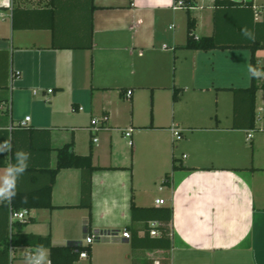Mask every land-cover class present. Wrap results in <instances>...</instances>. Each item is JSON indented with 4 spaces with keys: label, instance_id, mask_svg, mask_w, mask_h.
Listing matches in <instances>:
<instances>
[{
    "label": "crops",
    "instance_id": "1",
    "mask_svg": "<svg viewBox=\"0 0 264 264\" xmlns=\"http://www.w3.org/2000/svg\"><path fill=\"white\" fill-rule=\"evenodd\" d=\"M234 1L252 2L255 18L247 10L217 9L210 0L199 10L202 13H190L196 37L217 32L225 43L264 37L255 25L263 20L264 0ZM173 3L56 0L65 44H85L92 19L93 47L78 49L54 48L50 29L15 27V9L48 6L0 0V141L10 137L13 145L12 151L0 155V175L12 163V153L24 150L30 159L17 191H40L57 167L58 149L70 143L78 156L92 152V164L98 168L92 174L89 232L90 211L78 207L82 170L70 168L56 177L51 196L55 208L31 210L21 234L51 237L53 246L76 241L87 246V235L118 234L90 245L91 256L76 264H264V91L256 95V126L246 130L234 128V95L224 90L251 86V51L186 49L188 13L183 21L178 15L183 10L174 11ZM28 16L18 14L17 24ZM32 16L50 24L42 11ZM243 30L254 38L244 36ZM256 59L264 70V50ZM263 82L264 77L258 78L259 86ZM143 92L151 95V125L136 127L133 109ZM189 92L195 94L191 103L185 99ZM210 93L216 96L218 110L225 107L224 119L206 114ZM165 106L171 108V119L161 126L157 121ZM185 108L197 110L185 115ZM71 111L90 119L83 129L90 134L87 143L79 140V126L69 125ZM103 116L108 117L106 131L94 143L89 127ZM27 117L29 129L16 128ZM173 127L183 131L180 141ZM115 132L122 133L127 149L117 148ZM174 164L180 168L173 170ZM152 183L155 191L149 190ZM132 199L139 208L173 209L172 249H135L132 238H122L125 231L132 236L131 229L144 236V223L132 219ZM5 203L0 202V264H24L30 249L11 246L10 216L1 209Z\"/></svg>",
    "mask_w": 264,
    "mask_h": 264
},
{
    "label": "trees",
    "instance_id": "2",
    "mask_svg": "<svg viewBox=\"0 0 264 264\" xmlns=\"http://www.w3.org/2000/svg\"><path fill=\"white\" fill-rule=\"evenodd\" d=\"M214 7L217 9L233 10L242 9L247 10L255 18V12L253 11L252 2H238L234 0H214ZM95 8L93 7V11ZM42 11L44 14L49 15L50 24H41L37 21L35 16L36 13ZM14 13V24L16 28L19 29H41L47 28L53 32V47L54 48H78V49H92V19L90 20L89 35L86 38L85 44L81 43H68L63 42V37L60 36L58 22V11L56 8V0H52L48 5V8L43 10H22L15 9ZM28 14L27 21L23 24H17L16 19L18 14ZM188 22H187V44L186 49L194 51H213V50H228V49H246L251 51V66L257 68L256 53L259 50H264V37L263 35L255 41L252 42H240V43H225L221 41L218 33L212 37H201L198 38L195 35L196 21L191 17L189 11ZM263 20L261 22H256L261 30L262 34L264 32V7L262 9ZM39 19V18H38ZM218 20L216 19V28ZM87 33V32H86ZM261 69V68H260ZM264 91V82L261 86L258 84V78L251 77V86L246 89H224L231 91L234 95V128H244L246 130H253L256 126V95L259 90ZM174 101L178 100L177 91H174L173 95ZM20 129H29V127H16ZM72 144H67L64 147L58 149V161L57 167L50 171L51 180L47 187L44 189L32 192V193H22L16 190V196L9 204L1 206V209L9 214L11 211H21L28 210L29 212L33 209H54L52 205V190L56 182V177L58 173L63 169L78 168L82 170L81 179V203L79 208H85L90 211L88 231L92 224V174L98 168L94 167L92 164V152L88 156H78L72 151ZM15 162V155L12 153V163ZM175 163V161H174ZM174 164L173 170H177ZM132 219L133 222H143V232L144 236H139V230L131 229L132 231V247L135 249H147V250H170L173 247L172 242V222L174 211L172 208H139L136 206L134 199H132ZM27 222V221H26ZM26 222H15L12 225L13 232L9 231L7 238L11 242L12 247H24L31 250L36 249L37 246H43L48 248L50 251V260L52 264H76L80 260V255L83 252H87L89 256L92 253L91 246H85L82 242H69L65 246H53L51 237H36L27 236L21 234V229L26 224ZM151 222L158 223L155 230L159 233L157 237L151 236L150 227ZM10 226L8 223V230ZM17 232L15 233V231ZM88 234V233H87ZM155 262L144 261L143 264H154ZM164 264V263H161Z\"/></svg>",
    "mask_w": 264,
    "mask_h": 264
},
{
    "label": "rangeland",
    "instance_id": "3",
    "mask_svg": "<svg viewBox=\"0 0 264 264\" xmlns=\"http://www.w3.org/2000/svg\"><path fill=\"white\" fill-rule=\"evenodd\" d=\"M208 3V2H207ZM207 7V5H205V8ZM197 14L202 13L199 10L196 11ZM195 12V14H196ZM178 15L182 17L183 21H186L187 19V12L186 11H181L178 12ZM176 23V22H175ZM203 29H205V27L203 26ZM203 29L201 30V32H203ZM200 31L197 32V34H201ZM172 34V33H170ZM184 37V36H183ZM195 94H193L192 92H189L186 96L185 99H187V102L191 103L193 102V97ZM202 95V94H200ZM208 96H210V104L207 105L206 107V114H209L208 116L211 118H215L218 114L220 118H225V116L227 115V113L225 112V107H220V109L218 110L217 108V99L214 93H210V94H206V99H209ZM202 97V96H199ZM196 98V99H199ZM222 97V96H221ZM188 109L185 108L184 111H187ZM197 110V108H191V111ZM134 111V116H135V126L136 127H144V126H149L151 125V114L153 111V107H152V103H151V95L147 92H143V94L140 95L138 101H137V105L135 106V109H133ZM191 111H187L185 113V115H190L192 112ZM73 118L72 121L69 123L70 126H79V130L80 132H78L79 135V140L83 141L84 143H87L89 141L90 138V134L89 132L84 131L83 129H86L85 126L89 123L90 119H88V117L85 116L86 113H79L78 111H71ZM131 115V114H130ZM171 119V108L169 106H165L162 109V117H159V121H157V124H160L161 126H167L169 124V121ZM84 128H82V127ZM104 131L106 130H102L99 134H98V140H100L102 138V136L104 135ZM122 133L121 132H115L114 136H115V140L117 141V148L118 149H127L125 146V142L123 141L122 138ZM149 139V137H148ZM150 191H155L154 189V185L152 183L151 187L149 188ZM86 240V237H85ZM95 244V243H94Z\"/></svg>",
    "mask_w": 264,
    "mask_h": 264
},
{
    "label": "built area",
    "instance_id": "4",
    "mask_svg": "<svg viewBox=\"0 0 264 264\" xmlns=\"http://www.w3.org/2000/svg\"><path fill=\"white\" fill-rule=\"evenodd\" d=\"M27 1L30 2L31 5H35V6H48L52 0H27ZM209 1L210 0H174L172 9L174 11L183 10V11H189V12H192L195 10H203V9H205V5H207V2H209ZM2 15H3V13L0 10V16H2ZM49 92H52V90H50ZM127 94L130 96L132 94V92L129 91ZM79 111H83V108H79ZM29 121H30V117H27V118H25V120L19 122L17 124V127H21V128L27 127ZM107 122H108L107 116H103L99 119H93L91 121L89 131L95 136L93 138L94 143L98 142V134L104 129V126ZM171 130H172V133L174 134L176 140L180 141L182 139V132L183 131L178 129L177 127H173ZM132 131L133 130L130 129L126 133V137L130 138ZM249 137H252V135H249ZM159 204L163 205L164 201L163 200L159 201ZM29 215H30V212L28 210L11 211V213H10L11 225H13L15 222H26L29 219ZM157 226H158V223H156V222L150 223V227L152 228L150 234L152 237H157L159 235V233L155 230V228ZM121 236H122V238L128 239V240H130L132 238L130 232H128V231L123 232V234ZM116 237H118L117 233H98V234L87 235L86 240H85V244L87 246H90V245H92L98 241H102L104 239H109V238H116ZM32 251H34V250L30 249L28 251V253H30ZM80 258L81 259H88L89 255L87 252H83L80 255ZM51 264H52V262H51ZM154 264H161V262L155 261Z\"/></svg>",
    "mask_w": 264,
    "mask_h": 264
},
{
    "label": "clouds",
    "instance_id": "5",
    "mask_svg": "<svg viewBox=\"0 0 264 264\" xmlns=\"http://www.w3.org/2000/svg\"><path fill=\"white\" fill-rule=\"evenodd\" d=\"M243 35L249 39H253L252 34L243 30ZM248 72L252 78L264 77V70L255 66H249ZM13 149L11 138L0 141V155L10 152ZM30 153L24 150L15 152V162L9 163L0 175V202H8L9 204L16 196L18 180L24 175L28 168ZM24 264H51L47 250L43 246H37L36 249L24 257Z\"/></svg>",
    "mask_w": 264,
    "mask_h": 264
}]
</instances>
